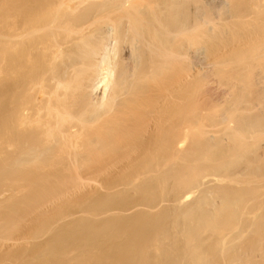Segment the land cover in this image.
<instances>
[{"label":"bare ground","instance_id":"1","mask_svg":"<svg viewBox=\"0 0 264 264\" xmlns=\"http://www.w3.org/2000/svg\"><path fill=\"white\" fill-rule=\"evenodd\" d=\"M3 1L5 180L38 178L4 230L81 181L106 191L0 259L264 264V0Z\"/></svg>","mask_w":264,"mask_h":264},{"label":"rangeland","instance_id":"2","mask_svg":"<svg viewBox=\"0 0 264 264\" xmlns=\"http://www.w3.org/2000/svg\"><path fill=\"white\" fill-rule=\"evenodd\" d=\"M4 3H5V1H3V0L0 2V14H3L4 9L2 7H3ZM1 8H2V11H1ZM4 15L0 16V18L1 17L3 18ZM218 15H220V16L216 17L217 14H216V16L214 15L215 19L221 21L223 18L222 12H221V14H218ZM3 20H5V18ZM1 23H2V20H1ZM4 63H6V62L3 60V63L0 64V68L2 67V65L4 66ZM4 68L6 71V67H3L2 69H4ZM2 69L0 70V72H1L0 73V76H1V78H0V166L1 167L3 166V168H4V165H6L9 168V167H11L10 166L11 164H7V162H6V161H8V157H7L8 151L6 149L7 136L5 133V126H6L5 122H6V114H7L6 108L8 109V104H6L7 103V95H6L7 93L6 92L8 90L7 86L9 87V84L7 83L8 81L6 82L7 78L4 75V72H2ZM5 78H6V80H5ZM40 90L41 89H39L37 91H32V92H34V93H31L33 98L36 95H39L38 92H41ZM33 98H30V100L32 101ZM30 117L31 118H30L29 124L31 126L37 125V123L40 120V117L38 115H36V112L32 113V115ZM1 167H0V170H1L0 172L6 173L7 171H5V170H8V168L5 169L6 168L5 167L2 170ZM37 171H39V170H37ZM41 172L39 171L40 174H43V172H44V174L47 175L50 179H54L52 175H54V177H55V174H52L51 172L55 173V165L53 167L49 166L48 169L44 168V171L41 170ZM2 173H1V175H3ZM5 173H4V179L2 176L0 177V179L1 178L3 179V180L1 179L2 181L0 180V184H1L0 189H2V187H3V189L0 190V237H1V239H0V256H4V255H6V253L8 254V253H10V251H12L11 253L13 254L14 252L16 253L18 250H21V249H25V250L29 251L30 249L34 248L35 246L40 245V244H44L45 242H47V240H49L54 235V233H56V231H59L60 228H62L64 225L70 223L71 221H74L80 217H84V216L87 217L86 215H89V217H93L90 214L84 213V211L86 210V206H88L87 204L92 203L98 197L100 198L99 195L105 194L104 191H106L101 186V184L99 182H95V181H83L82 182L81 181L77 187L75 186L76 188L71 187L70 191L60 193L59 197H57L58 196V194H57V196L55 195V199H52L49 201L45 200L44 204L43 205L41 204V207H39V209H37L34 213L30 214V216H28V215L26 216V215H23L24 210H22V209H24V206H25V205H23L24 201H25L24 197L29 192H33L36 190V188H37L36 180L38 178L35 179L33 177V175H30V174L28 175V172L26 171L27 175L26 174H22L23 176H21V175H15L14 176L13 175V177H11V178L9 177V178H7L8 180H5V178H6L5 176H7V175H5ZM44 174H43V177H44ZM48 174H50V175H48ZM47 176H45V177H47ZM10 183H11V185L13 183V185L10 186ZM95 184H98V185H95ZM100 186H101V188H100ZM90 200H92V201L90 202ZM22 201H23V203H22ZM9 203H11V204H9ZM17 205L20 207L22 205V208H20V209L22 210L21 213H23V214H21V216L23 215L24 217L23 216L20 217V219L23 218V222H22V220H20L21 223H23V224H20L19 228H21L22 230L24 229V230L22 231L20 229L22 232L20 231V232H18V234L15 232V234L17 236L15 235V237H14V234H13L14 232L11 233L7 229L9 234H13V236L10 235L11 236V238H10V236H8V233L5 230H6V228H8L7 226L12 223V222L10 223L9 219H8V218H11L10 216L13 215L12 213L18 211L17 213L20 214V212H19L20 209L17 208L18 207ZM74 212H75V214H74ZM19 214H18V216H19ZM18 216H17V219H18ZM12 218H16V214L14 215V217L12 216ZM43 223L46 224L45 227L41 231H38L40 225ZM5 225H7V226H5ZM21 225H24L25 227L21 226ZM9 227H11V226L9 225ZM1 231H3V232H1ZM5 234H6V236H5ZM20 235H21V237H20ZM26 235H27V237L29 236L28 239H27ZM23 236H25V240L23 239ZM15 238H17L16 239L17 241L15 240ZM4 242H5V244H2ZM74 253H76V252H73L70 254L73 257H71L69 255L71 259H74L75 256L77 255ZM29 260H31V259H18L16 257H11L10 259H0V264H26V262ZM73 262H75V260H73Z\"/></svg>","mask_w":264,"mask_h":264}]
</instances>
